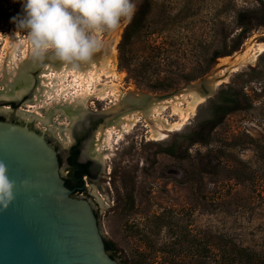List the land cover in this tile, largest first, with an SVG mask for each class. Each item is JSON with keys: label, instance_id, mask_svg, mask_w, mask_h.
<instances>
[{"label": "rangeland", "instance_id": "1", "mask_svg": "<svg viewBox=\"0 0 264 264\" xmlns=\"http://www.w3.org/2000/svg\"><path fill=\"white\" fill-rule=\"evenodd\" d=\"M132 2L136 12L143 0ZM246 11L258 14L254 30L241 38L238 14ZM18 14H22L20 0H0L2 65L9 35L18 34L24 43L19 64L26 52V34L17 32L10 22ZM129 22L122 18L117 30L101 33L102 47L92 57L112 59L110 49L105 52L106 44L110 38H118L115 76L103 77L100 83L105 88L118 86L119 90L109 91L108 98L101 101L92 97L99 84L92 73L89 84L79 76L65 80L66 85L72 83V98L89 97L88 111L95 106L110 113L97 129L96 144L103 142L99 132L107 129L118 113L129 110L125 107L130 103L119 104L132 92L153 96L173 92L199 82L219 59L241 51L251 39L264 47V0H152L146 29L121 61L119 45ZM214 56L220 57L213 62ZM226 86L242 92L250 106L229 115L209 145L189 146L188 153L179 159L164 153L172 144L181 146L182 151L187 148L188 142L181 137L210 118L211 102ZM3 90L0 84V92ZM216 94L199 105L184 125L161 132L157 139L150 132L155 127L149 128L144 119L122 140L115 135L111 141L114 154L102 162L104 177L89 179V195L80 193L95 204L103 235L115 245L119 264L141 259L147 264H231L226 257L233 245L264 257V51L254 63L232 73ZM33 102L26 100L21 108L36 113L39 106L26 107ZM113 108L117 111L111 112ZM165 117L171 123L179 122L170 110ZM63 119L59 126L72 125L68 115ZM52 120L55 122L56 117ZM35 126L48 137L53 135L40 123ZM55 130L53 136L62 152L73 140L71 134V141L63 137L59 127ZM66 173L65 169L63 175Z\"/></svg>", "mask_w": 264, "mask_h": 264}, {"label": "water", "instance_id": "2", "mask_svg": "<svg viewBox=\"0 0 264 264\" xmlns=\"http://www.w3.org/2000/svg\"><path fill=\"white\" fill-rule=\"evenodd\" d=\"M209 75L199 84L149 97L169 99L193 87L207 101L225 83L214 84L216 76ZM12 101L18 105L21 98L1 100L0 114H8L4 104ZM99 116L106 118L110 113ZM0 161L15 182V199L6 210L0 209V264H119L106 249L95 204L67 187L65 168L45 132L28 122L0 121Z\"/></svg>", "mask_w": 264, "mask_h": 264}, {"label": "bare ground", "instance_id": "3", "mask_svg": "<svg viewBox=\"0 0 264 264\" xmlns=\"http://www.w3.org/2000/svg\"><path fill=\"white\" fill-rule=\"evenodd\" d=\"M117 40L118 38L112 37L106 44L105 52H107V48H109L112 52V59L109 57L98 59L97 57L91 59L87 63H82L77 67H72L54 60H48L51 65L46 63L47 65L44 66V71L42 70L41 72V85L38 87L39 90L36 93V100L35 102L28 104L26 107L36 108L39 106L38 112L36 110V113L32 114L38 116L43 125H47V123L51 124L52 118L56 117L57 122L55 120V124L52 125L50 129L56 132L55 127H59L62 136L67 138L68 141H71L69 134H71L72 125L63 128L57 124H59L65 115L70 117L71 124H73L76 119L81 118V116L83 117V114L88 108L87 102L89 97L79 95L72 98L69 94L72 83L66 85L65 80L72 76H79L83 83L89 84V77L92 73L94 79L99 83L97 85L96 93L92 97L101 101L108 98L109 91L112 92L114 89L119 90L118 86L105 88L102 87L100 83L103 77L109 78L115 76V46ZM23 44L21 43L18 34L9 35L6 39L4 49L6 54L3 60V65L2 63L0 64V67H2L0 68V84L4 85V90L0 92L1 100L10 101L20 99L30 90L31 85L33 84V78L30 72L37 68L40 62H35L32 59L31 50L26 43V52L24 58L21 59L19 64L18 54L21 49L20 47ZM263 51L264 47L260 44H256L255 39H251L241 51L224 59H219L215 68L210 73V75L216 76L214 84L226 82L229 78V73L236 72L240 68L254 63ZM2 78L5 79L3 80ZM13 80L14 83H11ZM199 83L200 81L195 84ZM8 86H11L10 88H12V90H9ZM149 96L150 95L148 94L134 91L127 96L126 100L123 99V101L120 102L119 107H122L126 102L130 103L131 106L128 104L130 107H125L129 109L126 112H122L125 108L123 110L121 109L122 113H118V115L111 120L112 122H110L109 127L99 132L100 138L103 139V142L99 141L93 149L95 156L99 160L105 162L113 156L114 153L113 148L111 147V141L115 135L119 140H122L123 137L131 132L142 119L148 123L149 128L155 127V129H151L150 132L152 138L157 139L162 135L161 132H171L184 125L194 116L199 105L205 101V96L193 87L187 88L169 99L157 101L151 99ZM49 102L51 103L49 104ZM130 108L132 110H130ZM168 110H170L172 117L179 118V122L171 123L169 119L165 117V113ZM112 111H117V109L113 108L111 112ZM25 112L30 111L28 110ZM30 113L23 112L26 117L32 116ZM65 132L68 133L64 136Z\"/></svg>", "mask_w": 264, "mask_h": 264}, {"label": "clouds", "instance_id": "4", "mask_svg": "<svg viewBox=\"0 0 264 264\" xmlns=\"http://www.w3.org/2000/svg\"><path fill=\"white\" fill-rule=\"evenodd\" d=\"M22 14L10 19L17 32L25 33L35 62L54 60L72 67L89 62L102 47L99 34L131 20L132 0H20ZM0 161V209L14 197L15 182Z\"/></svg>", "mask_w": 264, "mask_h": 264}, {"label": "trees", "instance_id": "5", "mask_svg": "<svg viewBox=\"0 0 264 264\" xmlns=\"http://www.w3.org/2000/svg\"><path fill=\"white\" fill-rule=\"evenodd\" d=\"M152 9V0H143L139 8L132 16L130 22L126 26L119 45L120 60H125V52L132 45L133 41L146 29L149 22V14ZM257 11H246L238 14V23L243 29L241 38L249 35L253 29V23L257 19ZM227 56V55H224ZM220 56H214L215 62ZM192 81V80H189ZM162 90H165L163 88ZM250 106L248 98L232 86L222 88L211 102V116L206 121L199 123L190 133L183 135L181 138L188 142L187 148L182 151L181 146L172 144L163 150L167 155L179 159L184 153H188L189 146L196 144L207 146L210 144L213 133L221 126L226 118L238 111L247 109ZM0 121H3L0 118ZM82 168L85 166H81ZM80 185L85 183L83 178L85 174L80 175ZM131 205L134 207V200L131 198ZM106 249L113 258H116V247L112 242L106 241ZM225 253V252H224ZM226 259L231 264H264V257L251 253L246 249L233 245L228 250ZM147 260H137L135 263L126 262L125 264H147Z\"/></svg>", "mask_w": 264, "mask_h": 264}, {"label": "flooded vegetation", "instance_id": "6", "mask_svg": "<svg viewBox=\"0 0 264 264\" xmlns=\"http://www.w3.org/2000/svg\"><path fill=\"white\" fill-rule=\"evenodd\" d=\"M44 66L45 64L43 65L42 68L37 69L36 71L33 72L34 74L33 84L31 85L30 90L27 93H25L21 98L20 104L17 105L16 101L8 102V105L4 106L5 109L9 110L8 114L7 115L0 114V118L3 121L6 120L14 123L28 122V124L31 125L32 128H36L39 131H41L40 130L41 128H39V126H35V124L40 123L42 127L49 129L45 131H50L54 135V133L56 132L50 129V127H52V125L55 124L54 120H52L51 124L47 123V125H43L39 118L38 119L35 118L38 116H35L30 112H25L28 110L21 108L22 104L26 102V100L33 99L34 95H36L38 91L37 88L41 85L40 83L41 76L40 75L37 76V75L41 74L42 70L44 71L45 69ZM7 106H12L13 109ZM14 109H16V111ZM103 110H105V108L99 110L94 106L91 111L87 110L84 113L83 117L79 118L77 121H75L72 124L71 137L73 142L71 146H69V148L66 149L62 148V152L59 151L61 149L60 148L61 146H59L60 144L59 142H57V138H54L53 135L49 136V141L56 148H58L59 158L62 167H64L67 171L66 175L64 176L66 179V185L71 191H73L75 195H78L80 193L88 194L85 184L83 186L80 185V180H81L80 175L82 173L85 174V176H87L90 179V181H94V179H96L97 177L100 178L104 177L102 171L103 168L102 161L95 156V153L93 151V149L96 146V138L98 134L97 129L99 128L101 122H103V119L99 116V114L102 113L101 111ZM23 112L30 113V115L32 116L26 117L23 114ZM60 127H68V126L63 125ZM81 166H85V167L82 168ZM96 215L98 216V211H96Z\"/></svg>", "mask_w": 264, "mask_h": 264}, {"label": "built area", "instance_id": "7", "mask_svg": "<svg viewBox=\"0 0 264 264\" xmlns=\"http://www.w3.org/2000/svg\"><path fill=\"white\" fill-rule=\"evenodd\" d=\"M83 180H84V183H85V186H87L88 185V180H89V178L87 177V176H85L84 178H83ZM80 195V194H79ZM82 195V194H81Z\"/></svg>", "mask_w": 264, "mask_h": 264}]
</instances>
